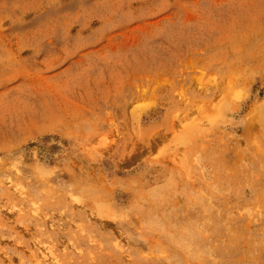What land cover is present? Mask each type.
Here are the masks:
<instances>
[{"label":"rangeland","instance_id":"rangeland-1","mask_svg":"<svg viewBox=\"0 0 264 264\" xmlns=\"http://www.w3.org/2000/svg\"><path fill=\"white\" fill-rule=\"evenodd\" d=\"M0 264H264V0H0Z\"/></svg>","mask_w":264,"mask_h":264}]
</instances>
